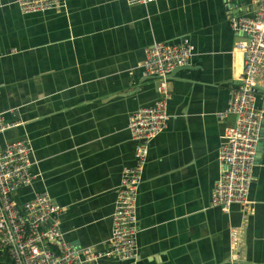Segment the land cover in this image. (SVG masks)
Returning a JSON list of instances; mask_svg holds the SVG:
<instances>
[{"label":"crops","instance_id":"crops-1","mask_svg":"<svg viewBox=\"0 0 264 264\" xmlns=\"http://www.w3.org/2000/svg\"><path fill=\"white\" fill-rule=\"evenodd\" d=\"M250 3L62 0L23 13L14 0H0V115L13 123L0 140L27 141L34 177L21 190H44L64 206L60 227L75 246L106 247L121 169L133 161L128 116L158 96L155 78L141 73L143 47L193 44L189 63L167 74V125L148 141L135 262L101 257L99 264H264V134L246 206L223 211L209 203L231 122L217 112L241 67L240 36L228 18ZM231 226L243 241L236 261L229 260Z\"/></svg>","mask_w":264,"mask_h":264},{"label":"built area","instance_id":"built-area-1","mask_svg":"<svg viewBox=\"0 0 264 264\" xmlns=\"http://www.w3.org/2000/svg\"><path fill=\"white\" fill-rule=\"evenodd\" d=\"M23 13L57 8L62 0H14ZM152 0H125L147 3ZM240 5L228 18L233 32L239 34L234 48L240 53L239 82L229 88L219 118L231 117L224 126L217 149L219 173L210 192L209 203L228 211L231 204L245 207L248 186L255 161L264 103L257 105L264 87V0ZM239 3H237L238 6ZM193 44L186 38L177 42L156 40L143 47L141 73L156 80L158 96L150 104L135 108L128 116L127 128L135 141L133 161L121 169L117 184L107 245L75 246L60 227L64 206L52 200L48 192L26 195L21 189L34 177L30 170L29 144L24 138L0 140V257L2 264H99L101 257H116L135 262L136 193L142 179L148 141L167 125V74L189 63ZM13 123L0 115V135ZM239 226L229 229V260L241 257L243 241Z\"/></svg>","mask_w":264,"mask_h":264},{"label":"water","instance_id":"water-1","mask_svg":"<svg viewBox=\"0 0 264 264\" xmlns=\"http://www.w3.org/2000/svg\"><path fill=\"white\" fill-rule=\"evenodd\" d=\"M182 66V65H181ZM237 82H239V79H238V81ZM258 88V90L260 91V92H262L263 94H264V87H261V86H258L257 87ZM263 127H264V116L262 117V119H261V131H260V136H259V138H258V140H257V143H256V150L258 151L259 150V147H260V142H261V137L263 136ZM255 155H256V153H255Z\"/></svg>","mask_w":264,"mask_h":264},{"label":"trees","instance_id":"trees-1","mask_svg":"<svg viewBox=\"0 0 264 264\" xmlns=\"http://www.w3.org/2000/svg\"><path fill=\"white\" fill-rule=\"evenodd\" d=\"M0 264H2V258L0 257Z\"/></svg>","mask_w":264,"mask_h":264},{"label":"bare ground","instance_id":"bare-ground-1","mask_svg":"<svg viewBox=\"0 0 264 264\" xmlns=\"http://www.w3.org/2000/svg\"><path fill=\"white\" fill-rule=\"evenodd\" d=\"M260 131H261V124H260ZM259 136H260V132H259ZM140 232V231H139Z\"/></svg>","mask_w":264,"mask_h":264}]
</instances>
